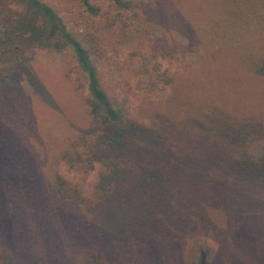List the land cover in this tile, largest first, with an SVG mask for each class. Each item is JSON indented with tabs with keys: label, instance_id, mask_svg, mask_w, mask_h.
<instances>
[{
	"label": "rangeland",
	"instance_id": "obj_1",
	"mask_svg": "<svg viewBox=\"0 0 264 264\" xmlns=\"http://www.w3.org/2000/svg\"><path fill=\"white\" fill-rule=\"evenodd\" d=\"M39 1L89 50L125 114L167 115L185 88L228 124L247 125L251 153L264 157V35L255 28L261 17L264 29V0H87L95 15L81 0ZM202 2L216 4L205 14L229 51L193 29ZM50 30L25 0H0V264H79L88 250L107 264H264L263 176L249 194L238 186L232 200L216 202L217 191L202 187L188 193L204 199L184 196L180 206L181 193L146 189L131 170L121 179L128 200L96 199L98 169L75 155L93 124L85 75ZM153 169L146 177L159 186L166 177ZM57 180L83 201L62 200Z\"/></svg>",
	"mask_w": 264,
	"mask_h": 264
},
{
	"label": "trees",
	"instance_id": "obj_2",
	"mask_svg": "<svg viewBox=\"0 0 264 264\" xmlns=\"http://www.w3.org/2000/svg\"><path fill=\"white\" fill-rule=\"evenodd\" d=\"M25 1L42 13L50 25V31L59 30L61 39L71 47L75 61L85 75L87 91L91 98L90 114L93 124L91 132L83 135L93 138H78L83 153L75 155L90 169H98L95 183L97 200L107 202L115 196L128 200L127 188L121 183V179L125 171L131 170L137 171L147 181L146 189L156 190L158 194L163 193V189L181 193V201H178L180 206L183 204L182 199L185 200L184 196L187 201L199 203L198 200L202 197L188 193L193 189H214L217 193L209 199L226 202L235 197L236 191L233 188L245 186L249 194L251 189H254V186H251L253 179L264 177V157H256L251 153L253 144L249 139L252 132L247 125L228 124V119L222 118L210 101L205 98L200 101V95L197 94L193 98L185 88H178L173 96L174 101L167 103L175 104L172 109L176 106L185 108L182 115V110L171 109L167 115L156 111L147 119L132 118L124 113L119 103L110 98L90 58L89 50L67 31L55 12L39 0ZM81 1L88 13H98V9L87 0ZM111 1L116 6L123 7L122 0ZM210 8L211 11L217 9L216 4L201 3V12L194 14L196 19L191 22L192 27L198 34L202 33L218 44L220 49L229 51L231 48L224 45L222 34L214 27H209L205 12H210ZM260 20L261 17L257 20L255 28L264 35ZM237 37L235 36L232 44ZM252 55L254 57V54ZM246 65L248 69L252 68L249 61ZM182 90L185 92L180 96ZM111 128L115 130L111 132ZM149 165L154 166V172L161 179L166 177L163 184L158 186L156 179H147L146 169ZM162 173L166 175L163 176ZM56 190L64 201H83L80 198H72L62 180H57ZM188 208L191 213L197 211L194 206ZM79 264L107 263L99 252L88 250Z\"/></svg>",
	"mask_w": 264,
	"mask_h": 264
}]
</instances>
